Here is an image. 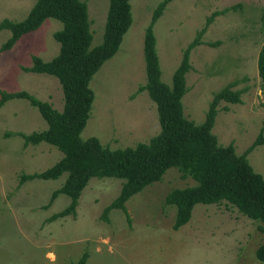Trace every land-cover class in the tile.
Instances as JSON below:
<instances>
[{"label": "rangeland", "instance_id": "obj_1", "mask_svg": "<svg viewBox=\"0 0 264 264\" xmlns=\"http://www.w3.org/2000/svg\"><path fill=\"white\" fill-rule=\"evenodd\" d=\"M34 0H0V19L18 20ZM89 19V46L100 42L107 0H84ZM158 0H129L131 22L116 51L105 59L89 79L93 99L80 131L96 136L110 148L146 141L159 129L155 103L145 89L135 92L145 80L142 55L143 30ZM216 14L189 52L183 114L199 123L212 93L227 81L241 88L240 101L220 100L211 132L217 144L232 142L240 153L258 131L264 135V88L256 71V54L264 36V0H170L152 24L160 79L171 84V74L186 43ZM61 22L52 16L0 51V89H23L62 106L57 78L45 72L23 69L31 54L48 59L58 50L52 32ZM9 35L0 29V43ZM207 41H216L209 45ZM46 126L37 108L21 97L0 105V264H67L86 250L84 264H254V249L262 241L258 221L225 202L193 204L189 219L173 229L175 206L163 201L172 187L193 184L180 177L174 166L158 180L132 193L124 206L111 208L107 219L102 207L118 192L117 176H91L81 189L73 214L47 219L64 207L69 197L59 192L43 207L65 172L55 178L34 177L22 183L19 174L39 171L62 152L45 141L23 144L18 131L28 133ZM252 168L264 178V142L246 154Z\"/></svg>", "mask_w": 264, "mask_h": 264}, {"label": "trees", "instance_id": "obj_2", "mask_svg": "<svg viewBox=\"0 0 264 264\" xmlns=\"http://www.w3.org/2000/svg\"><path fill=\"white\" fill-rule=\"evenodd\" d=\"M168 1L156 2L144 27L142 55L145 80L135 89V92L145 89L155 103L159 129L146 141L114 148L103 145L94 135L82 138L79 133L93 99L89 79L118 48L131 22L129 0H107L101 40L93 46H89L91 31L84 0H34L21 19H0V29L9 30V35L0 43V51L9 48L21 34L38 27L48 16L61 22V27L52 32L58 42L57 52L48 59L31 54V63L23 66L25 70L45 72L57 78L62 91L61 108L56 109L49 101L23 89H0V105L13 97L25 98L46 122V126L38 130L18 131L23 144L45 141L62 152L57 160L42 170L19 174L18 182L34 177L55 178L65 172L60 185L51 190L47 202L42 205L47 207L59 192L68 195V203L47 216L51 220L74 213L80 191L91 176L121 177L123 180L118 192L102 207L100 217L107 219L111 208H121L129 220L124 201L132 193L158 180L167 167L174 166L180 177L189 176L195 183L172 187L164 194V203L175 206L171 227L176 229L189 219L193 204L223 200L258 221L257 227L263 239L254 249L255 258L259 261L254 264H264V178L246 158L247 152L264 142V135L258 131L243 151L236 153L232 142L217 144L216 136L210 130L218 102H239L242 89L232 88L237 83L233 79L214 91L199 123L186 117L182 110L181 96L185 90L184 74L189 68V52L202 41L201 35L213 17L225 8L212 10L203 26L186 43L168 85L160 79L152 31L153 22ZM261 17L264 20V10ZM215 42L206 43L213 45ZM256 71L264 88V36L256 54ZM87 255L83 250L67 264H84Z\"/></svg>", "mask_w": 264, "mask_h": 264}]
</instances>
